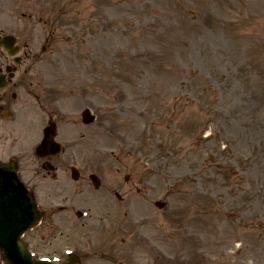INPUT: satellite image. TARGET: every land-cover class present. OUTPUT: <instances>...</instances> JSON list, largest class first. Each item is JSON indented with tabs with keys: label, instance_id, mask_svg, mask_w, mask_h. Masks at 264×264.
<instances>
[{
	"label": "rangeland",
	"instance_id": "rangeland-1",
	"mask_svg": "<svg viewBox=\"0 0 264 264\" xmlns=\"http://www.w3.org/2000/svg\"><path fill=\"white\" fill-rule=\"evenodd\" d=\"M18 16L38 44L53 30L41 68L47 101L70 121V157L144 181L141 193L130 182L132 234L112 248L117 264H264V0H0L3 22ZM28 100L16 131L0 121V144L31 153L47 116ZM83 107L96 119L78 127ZM104 194L88 193L109 215L89 247L78 242L96 221L81 226V204L55 202L71 204L53 221L72 226L64 247L88 264L127 211L130 194Z\"/></svg>",
	"mask_w": 264,
	"mask_h": 264
},
{
	"label": "flooded vegetation",
	"instance_id": "flooded-vegetation-1",
	"mask_svg": "<svg viewBox=\"0 0 264 264\" xmlns=\"http://www.w3.org/2000/svg\"><path fill=\"white\" fill-rule=\"evenodd\" d=\"M32 17L29 15V23H36L32 20ZM22 19H24L22 16H18L13 20L3 22L0 18V121L15 118L21 111L29 106L31 107L28 99L32 97L37 101L36 105H32L34 107L39 105L40 109L46 114L48 122L52 121V131L57 137V135L63 133V125H68L70 121L59 109L58 104L47 101V87H45L44 74L41 68L47 45H41L38 48L33 31L28 33L23 31L21 27ZM51 32V29L47 30V33H45L46 39H48L47 35ZM76 123L79 125V118H76ZM16 129L12 127V130ZM56 140L60 141L62 139L56 138ZM4 150V145L0 144V153H4ZM9 151L6 150L5 153ZM55 151L56 149L44 148L42 152L40 150L39 153H36L34 146L32 156L29 157L26 150H18L15 152L17 156L9 159H14L18 175L33 192L41 210L40 223L34 226L33 231L26 234L27 240L33 248L38 247L39 244L51 243L54 238L63 234L61 230L57 234L51 229L54 214L57 213L53 205L57 194L63 195L66 201L72 202L84 196L87 192H98L101 189L106 197L111 194L122 200L121 194L126 195L134 188V185L130 184L131 177L128 175H125L122 181L117 179L116 174L119 173V170L113 162L99 161L98 166H88L87 163L82 162L75 170L79 181L74 182V185H78V189L69 194L66 189L69 188L70 184L66 182L69 178L71 179V170L76 161L70 159L68 153L55 155ZM108 173L110 174L108 178H104ZM94 174L96 175L95 179L99 182L98 188H94L92 182H90L91 175ZM139 182L141 181L138 179L134 184L136 185ZM90 202H92V199L88 196L84 198L83 204L86 205L88 211L96 212L90 207ZM69 209H71V204H69ZM105 210L102 209V213L108 215ZM127 232V229L123 227L114 231L113 237L117 240H113L107 250L101 251V259L116 261L117 253L112 255V248H115L114 246L118 241L126 242L129 237Z\"/></svg>",
	"mask_w": 264,
	"mask_h": 264
},
{
	"label": "water",
	"instance_id": "water-1",
	"mask_svg": "<svg viewBox=\"0 0 264 264\" xmlns=\"http://www.w3.org/2000/svg\"><path fill=\"white\" fill-rule=\"evenodd\" d=\"M15 174L13 168L0 164V246L6 252L5 263L67 264V260L33 261L19 240L20 234L35 222L38 212L31 194Z\"/></svg>",
	"mask_w": 264,
	"mask_h": 264
}]
</instances>
